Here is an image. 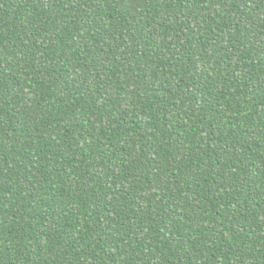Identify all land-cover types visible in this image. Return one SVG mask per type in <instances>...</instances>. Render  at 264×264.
Returning a JSON list of instances; mask_svg holds the SVG:
<instances>
[{
    "label": "trees",
    "instance_id": "trees-1",
    "mask_svg": "<svg viewBox=\"0 0 264 264\" xmlns=\"http://www.w3.org/2000/svg\"><path fill=\"white\" fill-rule=\"evenodd\" d=\"M0 264H264V0H0Z\"/></svg>",
    "mask_w": 264,
    "mask_h": 264
}]
</instances>
